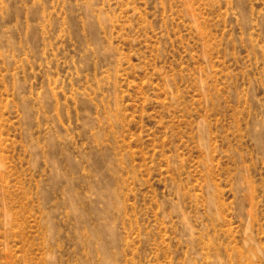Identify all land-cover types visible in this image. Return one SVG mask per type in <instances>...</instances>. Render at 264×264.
<instances>
[{
	"label": "rangeland",
	"instance_id": "374dc122",
	"mask_svg": "<svg viewBox=\"0 0 264 264\" xmlns=\"http://www.w3.org/2000/svg\"><path fill=\"white\" fill-rule=\"evenodd\" d=\"M0 264H264V0H0Z\"/></svg>",
	"mask_w": 264,
	"mask_h": 264
}]
</instances>
